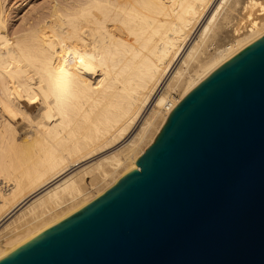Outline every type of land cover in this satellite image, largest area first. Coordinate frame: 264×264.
Masks as SVG:
<instances>
[{"label":"bare ground","instance_id":"obj_1","mask_svg":"<svg viewBox=\"0 0 264 264\" xmlns=\"http://www.w3.org/2000/svg\"><path fill=\"white\" fill-rule=\"evenodd\" d=\"M19 1L0 0V258L135 165L264 33V0H45L12 23Z\"/></svg>","mask_w":264,"mask_h":264},{"label":"water","instance_id":"obj_2","mask_svg":"<svg viewBox=\"0 0 264 264\" xmlns=\"http://www.w3.org/2000/svg\"><path fill=\"white\" fill-rule=\"evenodd\" d=\"M0 264H264V33L176 104L135 165Z\"/></svg>","mask_w":264,"mask_h":264},{"label":"rangeland","instance_id":"obj_3","mask_svg":"<svg viewBox=\"0 0 264 264\" xmlns=\"http://www.w3.org/2000/svg\"><path fill=\"white\" fill-rule=\"evenodd\" d=\"M23 0H20L19 1V3H20V8H19V10L14 14V18H13V20H12V23H16L17 21H18V19L20 18V15H22L25 11H27L29 8H31V6L34 4V5H36V3H38V4H41V2L43 3V1H45V0H24L23 2H22ZM14 2H16V1H14ZM13 3V2H12ZM19 3H17L16 5H14V7L15 6H17ZM33 3V4H32ZM29 4V5H28ZM33 5V6H34ZM10 6H12V5H10ZM24 9H26V10H24ZM22 12V13H21ZM16 15V16H15ZM18 15V16H17ZM178 94L177 93H173L172 94V97L173 98H175V99H177L178 98V96H177Z\"/></svg>","mask_w":264,"mask_h":264}]
</instances>
